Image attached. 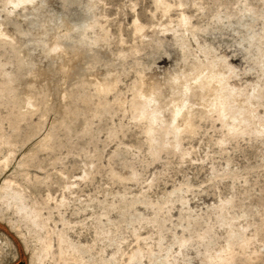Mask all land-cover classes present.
Listing matches in <instances>:
<instances>
[{"label":"rangeland","instance_id":"374dc122","mask_svg":"<svg viewBox=\"0 0 264 264\" xmlns=\"http://www.w3.org/2000/svg\"><path fill=\"white\" fill-rule=\"evenodd\" d=\"M1 1L0 22L19 46L20 57H24L27 62L25 69L22 68L24 74L21 70V78H18V83L16 81V90L21 96L27 86L31 85L33 91L30 93L33 95L46 87L49 91H46L47 102L54 107L50 111L44 110L43 103L37 98L35 112L33 111L35 114L27 115L25 122L21 124V132L19 130L15 135L17 147L16 143L10 147V151L15 152L13 162L10 161L6 169H0V181L11 177L25 189L30 202L33 199L40 204L41 216L49 220L40 232L51 236L53 247L57 246L56 233L62 231L70 241L88 244L92 249L90 255L95 260L114 256L113 264L118 258L116 264H126V258L129 257L126 255H130L135 246H139L137 248L143 249L141 264H149L150 248L156 256L170 252L169 255H159L162 264H202L201 256L205 252H213L210 250L215 251L225 242L226 227L219 224V219L220 206L226 204L227 215L233 219L235 227L245 228L246 231L242 230L251 240L245 251L238 248V245L236 249L234 246L233 250H238L237 253L234 251L238 254L233 260L234 264H264V136L242 134L238 137L225 136L222 140L221 136L226 134V128L222 127L223 131L218 120L200 117L196 110L194 113L197 116L192 118L195 125L193 127L196 128H193V134L184 132L180 146L173 148L174 151L163 149L153 155L146 142L147 136L141 130L144 121L134 119L132 109L129 110L132 108V86L139 77L144 78L143 88H147V83L154 80L165 87L169 76L183 67L188 69L190 62L196 59L205 63L208 58L218 59L223 55L234 67L235 73H232L230 81L240 87L246 86L248 92H251L253 85H262L261 88H264V63L260 62L258 54L264 49V0H167L171 8L166 13L157 10L152 0H35L33 5L29 3V7H24L25 10L21 5L19 8ZM245 4L252 12L244 11ZM183 11L189 18V29L194 33L180 28L178 16ZM94 19L93 29L89 26L84 30L82 26L90 21L94 22ZM135 20L146 27L141 33L148 35L138 32V36L134 31ZM75 25L77 29L74 28ZM171 28L173 31L177 30L179 35ZM103 32L105 36L93 43L95 36ZM63 34L69 37L66 36L65 39ZM176 35L178 38L181 36L184 47L180 46ZM57 38L62 43V49L54 53L50 51V46ZM8 45L0 42V66L12 70L16 67V57ZM133 47L137 48L134 50ZM204 47L208 49L204 50ZM94 53L97 54V59H93ZM62 70H65L64 74ZM110 76L115 77L117 86L114 85L104 95V100L99 96L95 98L92 79L101 81ZM71 88L74 93L72 91L73 96L69 97L68 90ZM167 91L165 93L169 95ZM84 93L87 97L90 95L89 99ZM165 93L164 98L167 100L169 96ZM118 94L121 95L120 98ZM96 99H99L100 104ZM70 101L73 103H70L72 112L70 110V115L67 113L69 118L66 114L65 120L72 122L70 131H66L65 122L62 123L65 126L61 124V109ZM91 102L97 107L91 106ZM118 103L120 106L122 104L119 108ZM74 104L77 111L73 110L76 109ZM258 106L259 113L264 114V106ZM199 107H202L201 104ZM5 112V107L0 106V114L4 115ZM72 113H75L73 117ZM215 121L216 123H212ZM1 126L8 130L7 120H3ZM34 127L35 130L40 129L36 130L38 133ZM47 131H51V136L53 135L52 150L38 149L29 165H25V168L18 165L20 156L43 138ZM27 140L29 141L26 143ZM4 149L0 156L7 152ZM176 150L180 152L177 153ZM24 171L28 172L29 178ZM83 171L88 172L87 176ZM131 172L135 174L133 178ZM179 185H182V189ZM61 200L63 204L60 203ZM225 200L231 202L229 206ZM10 208L6 205L2 207L3 217L0 216V264H29L30 248L38 245L37 234L19 222L27 247L29 246L27 248L15 229L8 224L9 221L16 220V215ZM231 214L237 216L232 217ZM132 218L134 220L131 221ZM105 235L108 239H105ZM181 242L180 247L178 245ZM102 249H105L103 256ZM115 249L117 250L114 251ZM115 252H119L118 256ZM86 257L88 258L87 254L85 257L83 255L84 260ZM172 258L175 261H171ZM42 264H52V261L47 258ZM91 264L97 263L94 261Z\"/></svg>","mask_w":264,"mask_h":264},{"label":"bare ground","instance_id":"6f19581e","mask_svg":"<svg viewBox=\"0 0 264 264\" xmlns=\"http://www.w3.org/2000/svg\"><path fill=\"white\" fill-rule=\"evenodd\" d=\"M40 1V0H39ZM154 1L155 7H157V10L159 9L161 12H168L170 7V3L167 0H152V2ZM180 2V0H178ZM177 1V2H178ZM185 1V0H184ZM181 1V2H184ZM245 1V0H243ZM3 4H12L14 6H19L21 5V7H23V9L25 10V8L28 6L29 7V3H31L33 5V2H35V0H2L1 1ZM174 2V1H173ZM180 5H182V3H179ZM221 2V1H220ZM225 2V1H224ZM186 3V2H185ZM195 3V2H194ZM227 3V2H226ZM225 3V4H226ZM2 4V5H3ZM30 4V5H31ZM90 4V3H89ZM87 4V5H89ZM94 4V2H93ZM173 4V3H172ZM171 4V6H172ZM177 4V3H176ZM177 4V5H178ZM199 4V3H198ZM222 4V2H221ZM31 5V6H32ZM37 4H35L36 6ZM133 5V4H132ZM13 6V7H14ZM90 6V5H89ZM94 6V5H92ZM179 6V5H178ZM184 6V4H183ZM225 6V5H224ZM227 6V5H226ZM246 6V4H245ZM250 6V5H249ZM4 7V6H3ZM5 7H8L7 5ZM10 7V6H9ZM25 7V8H24ZM33 7V6H32ZM180 7V6H179ZM2 8V7H1ZM20 8V6H19ZM153 8V7H152ZM174 8V7H173ZM185 8V7H184ZM243 8V7H241ZM3 9V8H2ZM15 9V8H14ZM133 9V8H132ZM180 9V8H178ZM238 9V8H237ZM244 9V8H243ZM8 10V9H7ZM226 10V9H225ZM228 10V9H227ZM226 10V11H227ZM247 10H250L252 12L251 8H247V6L245 7V12ZM258 10V9H257ZM135 11V9H134ZM179 11V10H178ZM233 10H231L232 12ZM238 11V10H237ZM241 11V9L239 10ZM238 11V14H239ZM243 11V10H242ZM243 11V12H244ZM256 11V9H255ZM9 11H7L8 13ZM229 12V11H228ZM242 12V13H243ZM20 13V12H19ZM18 13V14H19ZM154 13V12H153ZM157 13V12H156ZM163 13V14H164ZM237 13V12H236ZM241 13V12H240ZM257 13V12H256ZM259 13V12H258ZM257 13V14H258ZM11 14V13H10ZM152 14V13H151ZM216 14V13H215ZM228 14V13H227ZM231 14V13H230ZM253 14H254V10H253ZM261 14V13H260ZM217 15V14H216ZM215 15V17H216ZM225 15V14H224ZM229 15V14H228ZM233 14H231L232 16ZM262 15V14H261ZM24 16V15H23ZM154 16V15H153ZM241 16V14H240ZM259 16V15H258ZM7 17V16H6ZM10 17V16H9ZM136 17V16H135ZM180 19V25L182 28V30L187 31V29H189L190 27V23H189V18L188 16L185 14V12H181L180 16H178ZM218 17V15H217ZM216 17V18H217ZM226 17V16H225ZM224 17V18H225ZM230 17V16H229ZM228 17V19H229ZM221 19V17H219ZM232 18V17H231ZM264 18V17H262ZM134 19V18H133ZM132 19V20H133ZM136 19V18H135ZM215 19V18H214ZM219 19V21H220ZM226 19V18H225ZM239 19V18H238ZM139 20V19H138ZM218 20V18H217ZM177 21V20H176ZM230 21V20H229ZM92 22V23H91ZM179 22V21H178ZM91 23V24H90ZM93 23H95V19L94 22L90 21L89 23H85L83 29L85 30V28L87 27H91L93 29ZM134 24V28L136 31V33L138 34V32L141 33V31H143V29H146V27L144 25H142L140 22L136 21L133 22ZM81 25V24H80ZM79 25V26H80ZM83 25V24H82ZM97 25V23L95 24ZM147 25V24H146ZM76 26V25H75ZM74 28L77 29V26ZM101 26V25H99ZM161 26V25H159ZM165 26V25H164ZM173 26V25H172ZM179 25L177 24V27ZM6 27V26H5ZM102 27V26H101ZM133 27V26H132ZM145 27V28H144ZM231 27V26H230ZM173 28V27H172ZM171 28V29H172ZM179 28V29H180ZM194 28V27H193ZM191 27V29H193ZM198 28V27H197ZM80 29V28H79ZM161 29V28H160ZM167 29V28H166ZM165 29V30H166ZM169 29V28H168ZM195 29V28H194ZM87 30V29H86ZM95 30V29H94ZM100 30H103L100 28ZM155 30V28H154ZM164 30V31H165ZM170 30V29H169ZM168 30V31H169ZM181 30V29H180ZM190 30V29H189ZM196 30V29H195ZM200 30V29H199ZM82 31V30H81ZM107 31V30H106ZM171 31V30H170ZM173 31V29H172ZM175 31L177 32V30H174L173 32L175 33ZM192 31V30H190ZM98 32V31H97ZM193 32V31H192ZM139 33V34H140ZM194 33V32H193ZM196 33V32H195ZM69 34V33H68ZM86 34V33H85ZM107 34V33H105ZM138 34V36H139ZM142 35H144V33H141ZM175 34H178L175 33ZM174 34V35H175ZM65 35V39L66 38V34ZM141 35V37H142ZM148 35V34H145ZM144 35V36H145ZM179 35V34H178ZM178 35H176L177 39L180 40V46L184 47V41L183 39L181 40L180 37L178 38ZM258 35V34H257ZM60 36V35H59ZM62 36V35H61ZM104 32L103 33H98L97 36H95V38L93 39V43H97L96 41L99 40V38L101 39V37H104ZM143 36V37H144ZM173 36V35H172ZM253 36V35H252ZM64 37V36H63ZM69 37V35L67 36ZM174 37V36H173ZM60 38V37H58ZM54 39L52 41L51 44V49L50 51H54L58 52L60 51V49H62L61 45L62 43L59 41V39ZM196 38V36H195ZM194 38V39H195ZM258 38V37H257ZM104 40L106 38H103ZM102 39V41H104ZM140 39V38H139ZM185 39V38H184ZM176 40V39H175ZM256 40V39H255ZM62 41V40H61ZM100 41V40H99ZM0 42L9 44L11 46V48L13 49L14 53H15V57H16V67H14V69L12 70H6L3 67L0 66V106H4L6 112L4 113V115L0 114V153L2 152V150L4 148H6L7 152L5 154H3L2 156H0V169H6V167L10 164V161H12V157L14 156L13 151H10V147L12 145H14L16 143V136L21 128V124L23 122H25L24 120L26 119L27 115H29L30 113L32 114L33 111L35 112L34 108H35V103L37 101V98L39 97L40 101L43 103L44 106H42L43 108H45L44 110H48L50 111L52 109V106L47 102V94L46 93V87L41 88L39 90V92L37 93H33V95H31L33 90L31 89V85H28L26 88V91L28 92H24V94H22L21 96L18 94L16 88V81L18 80V78L22 75L21 73L24 74V71L22 70V68L25 67V63L26 59H24V57H20L22 56L21 54L19 55L20 51L18 49L19 46L16 45L14 38L9 35L6 31V29L2 26V23L0 22ZM48 42V41H47ZM258 42V41H257ZM197 43V42H196ZM248 43V42H247ZM252 43V41H251ZM49 44V45H50ZM257 44V43H256ZM8 45V46H9ZM47 46V45H46ZM135 46V45H132ZM187 46V45H186ZM252 46V45H251ZM132 48V47H131ZM134 48V47H133ZM137 48V47H135ZM134 48V50H135ZM208 49L204 47V50ZM46 50V49H45ZM49 50V49H48ZM131 50V49H130ZM184 50V49H181ZM202 50V48H201ZM260 50V49H259ZM137 51V50H136ZM135 51V53H136ZM133 52V51H131ZM130 52V53H131ZM206 53L208 51H205ZM212 52V51H211ZM50 53V52H49ZM210 54V52H208ZM93 54V53H92ZM257 54V53H256ZM260 55V62L264 63V49H262L259 53ZM122 55V53H121ZM120 55V56H121ZM125 55V54H124ZM185 55V54H184ZM202 55V54H201ZM204 55L206 56L207 54L204 53ZM213 55V54H212ZM211 55V56H212ZM194 56V55H193ZM204 56V58H205ZM210 56V55H209ZM216 56V55H215ZM258 56V55H257ZM124 57V56H123ZM218 57V56H216ZM223 57V55H222ZM221 56L218 59H209L207 56L206 58H208L206 60L205 63H202L201 61H197L193 60L190 62V65H188V69H183L181 68V70L179 69L178 72L173 73L171 76H169V78L167 79V82L164 84L165 87H162V83L160 84L159 81H151L148 84L147 88H143V85L145 83L144 78L143 77H139V79L133 84V89H132V96H131V106L130 107V111L132 109V116L134 117V119L136 118L137 120H143L144 121V125H143V130L144 133L146 134V138L148 139V144H149V148L150 151L153 155H156L160 150L162 151L163 149H166V151L173 149L175 147H178L179 143H180V139H181V135H185L183 134L184 132H191L193 134L194 130H193V125L194 123L192 122V118L195 115V111L197 110V114L199 113L200 117L203 118H210V119H215L218 120V122H220V126L222 129V127L226 128V134H222L225 136H229V137H238L239 135L242 134H251L256 136L262 135L264 136V114H260L259 111L257 110V106L258 105H262L264 106V88H261V86L259 85H253V88L251 90V92L246 91V86L244 87H240L236 84H234L232 81H230V77L231 75H233L232 73L234 72V67L227 61L225 60V56L222 58ZM93 58V55H92ZM184 58V56H183ZM93 59H97V54L94 53V58ZM185 60V59H184ZM187 60V59H186ZM2 63V61L0 62ZM185 63V62H184ZM4 64V63H3ZM260 66V64H259ZM6 67V66H5ZM187 68V67H186ZM25 69V68H24ZM21 70L23 72H21ZM21 72V73H20ZM62 73H65V70H62ZM235 73V72H234ZM264 73V72H262ZM21 74V75H20ZM140 75V73L138 74ZM87 76V75H86ZM108 76V75H107ZM141 76V75H140ZM85 77V76H84ZM21 78V77H20ZM26 78V77H25ZM83 78V77H81ZM80 79V78H79ZM78 79V80H79ZM85 79V78H84ZM91 79V78H90ZM102 79V78H100ZM99 79V80H100ZM137 79V78H136ZM261 79V78H260ZM21 80V79H20ZM82 80V79H81ZM80 80V81H81ZM94 80L93 85H94V90H95V98H98V96L100 98H104V95L106 93H108L113 87L114 85H116L115 83L117 81H115V77L114 76H110V78H105L102 79L101 81H97L95 78L92 79ZM78 81V82H80ZM89 82V83H90ZM18 83V81H17ZM261 83V82H260ZM91 84V83H90ZM132 84V83H131ZM254 84V83H253ZM92 85V84H91ZM45 86V85H44ZM77 86V85H76ZM117 86V85H116ZM115 86V87H116ZM33 87V86H32ZM38 87V86H37ZM70 88V87H69ZM73 88V87H72ZM72 88L68 90V95L69 97H72ZM92 88V87H91ZM248 88V87H247ZM76 89V88H75ZM74 89V90H75ZM115 89V88H114ZM262 89V90H261ZM21 90V89H20ZM77 90V89H76ZM93 90V91H94ZM168 90V93H165V91ZM55 91V90H54ZM57 91V90H56ZM65 91V90H64ZM81 90H79L80 92ZM86 91V90H85ZM84 91V92H85ZM49 92V91H47ZM76 92V91H75ZM78 92V91H77ZM83 92V90H82ZM89 92V91H88ZM114 92V90H113ZM116 92V91H115ZM74 93V91H73ZM81 93V92H80ZM164 93L167 94L168 99L165 100L164 98ZM59 94V93H58ZM64 94V93H63ZM85 94V93H84ZM83 94V95H84ZM87 94V91H86ZM85 94V95H86ZM90 94V93H89ZM66 95V94H65ZM82 95V96H83ZM93 95V94H92ZM108 95V94H107ZM120 94H118L117 96H119ZM63 96V95H62ZM81 96V95H80ZM90 96V95H89ZM88 96V97H89ZM116 96V95H115ZM121 96V95H120ZM119 96V98H120ZM66 97V98H69ZM87 97V95H86ZM85 97V98H86ZM87 97V98H88ZM65 98V96H64ZM86 98V99H87ZM93 98V99H95ZM106 98V97H105ZM104 98V99H105ZM116 98V97H114ZM72 98H69V100H71ZM83 100H85L84 98H82ZM89 99V98H88ZM103 99V100H104ZM61 100V99H60ZM68 100V99H65ZM64 100V101H65ZM68 100V101H69ZM91 100V97H90ZM89 100V101H90ZM97 100V99H96ZM99 100V99H98ZM97 100V102H98ZM111 100V99H110ZM114 100V99H113ZM120 100V99H119ZM118 100V101H119ZM123 101V99H121ZM125 100V99H124ZM63 101V102H64ZM129 101V100H128ZM51 102V101H50ZM66 102V101H65ZM100 102V101H99ZM98 102V104H100ZM111 102V101H110ZM115 102V101H114ZM114 102H112V104L114 105ZM120 102V101H119ZM70 103H72L71 101L69 103H65L63 105V109H61V113H63V120L61 121V124L63 122H65L66 131H70L71 129V123L72 120L70 122H67L66 119V114L70 112ZM92 103V102H91ZM103 103H106V101H104ZM117 103V102H116ZM123 103V102H121ZM129 103V102H128ZM53 104V103H52ZM73 104V103H72ZM88 106H90L89 103H87ZM86 104V105H87ZM109 104V103H108ZM107 104V105H108ZM125 104V103H123ZM199 104H201L202 107H199ZM41 105V104H40ZM62 106V103L60 104ZM75 105V104H74ZM73 105V106H74ZM93 105V103L91 104V106ZM105 105V104H103ZM118 108H119V103L117 104ZM129 105V104H127ZM39 106V105H38ZM37 106V107H38ZM87 106V107H88ZM90 106V107H91ZM95 107H97V105H93ZM122 106V104H121ZM120 106V107H121ZM36 107V108H37ZM54 107V106H53ZM72 107V106H71ZM76 107V105H75ZM94 107V108H95ZM99 107V106H98ZM101 107V106H100ZM116 107V106H113ZM259 107V106H258ZM89 108V107H88ZM104 108V106L102 107V109ZM108 108V106H107ZM93 109V108H92ZM123 109V108H122ZM37 110V109H36ZM54 110V109H53ZM74 111H77V107L76 109H73ZM100 110V109H97ZM118 110V109H117ZM125 110V109H124ZM73 111V112H74ZM103 112V110H100V112ZM55 112V111H54ZM72 112V110H71ZM264 112V111H262ZM46 113V111H45ZM94 113V112H93ZM35 114V113H33ZM103 114V113H102ZM43 115V114H42ZM45 115V114H44ZM43 115V116H44ZM70 115V113H69ZM73 115H75V113H72V117ZM131 115V114H130ZM68 116V114H67ZM77 116V115H76ZM131 116V117H132ZM197 116V115H195ZM198 116V119H199ZM29 117H32V115H30ZM71 117V118H72ZM132 117V118H133ZM44 118V117H43ZM41 118V119H43ZM69 118V116H68ZM31 118H29L28 121H30ZM133 119V121H134ZM195 119V117H194ZM3 120H7L9 127L8 130H5L3 128V126H1V122ZM45 120V119H43ZM26 121V122H28ZM69 121V120H68ZM142 121V122H143ZM204 121V120H202ZM210 121V120H209ZM213 121V120H211ZM37 122V121H36ZM137 122V121H136ZM141 122V123H142ZM40 123H42L40 121ZM37 123V124H40ZM140 123V121H139ZM196 123V122H195ZM212 123H216L212 122ZM4 124V123H3ZM31 124V123H30ZM36 124V125H37ZM219 124V123H218ZM32 125V124H31ZM63 126H65L64 124H62ZM85 125V124H84ZM142 125V124H141ZM5 126V125H4ZM30 126V125H29ZM38 127H40L39 125H37ZM53 126V125H52ZM195 126V125H194ZM32 127V126H31ZM37 127V128H38ZM86 127V125H85ZM36 127H34L35 130ZM215 128V127H214ZM31 129V128H30ZM50 129V128H49ZM54 129V128H53ZM196 129V128H194ZM37 130V129H36ZM35 130V131H36ZM40 130V129H38ZM37 130V131H38ZM52 130V128H51ZM223 130V129H222ZM25 131V130H24ZM31 131V130H30ZM33 131V130H32ZM36 131V132H37ZM193 131V132H192ZM224 131V130H223ZM21 132V130H20ZM26 132V131H25ZM34 132V133H36ZM51 132V131H50ZM49 131H47V133L45 134V136L43 138H40V140L34 144H32V147H30V149L28 151H26V153H24L22 156H20L19 160H18V165L20 166H24L25 165H29V163H31L33 161V158L35 157L37 150L41 148H46L44 150H47V148H51L52 150V136L51 133ZM17 133V134H16ZM38 133V132H37ZM20 134V133H19ZM53 134V133H52ZM190 134V133H188ZM23 135V133H22ZM31 135V133H30ZM29 135V137H30ZM33 135V134H32ZM144 135V134H143ZM18 137V136H17ZM23 137V136H22ZM27 139H28V135H26ZM33 137V136H31ZM36 137V135H35ZM261 137V136H260ZM19 138V137H18ZM17 138V139H18ZM220 138V139H221ZM227 138V137H226ZM259 138V137H258ZM224 138H222L223 140ZM229 139V138H228ZM24 140V139H23ZM26 140V138H25ZM51 140V142H50ZM219 140V139H218ZM226 140V139H225ZM29 140L26 141V143ZM24 142V141H23ZM218 142V141H217ZM223 142V141H222ZM225 143V142H224ZM19 144V143H18ZM22 144V143H20ZM221 144V141L220 143ZM223 145V144H222ZM54 146V144H53ZM180 146V145H179ZM221 146V145H220ZM17 147V143L16 146ZM14 147V148H15ZM148 147V146H147ZM54 148V147H53ZM148 148V149H149ZM13 149V148H12ZM168 149V150H167ZM178 149V148H176ZM186 149V148H185ZM5 150V149H4ZM50 150V149H49ZM174 151V149H173ZM183 151V150H182ZM181 151V152H182ZM190 151V150H189ZM176 152H180L177 151ZM4 153V152H3ZM115 153V152H114ZM172 153V152H171ZM174 153V152H173ZM184 153V152H183ZM190 154V153H189ZM188 154V155H189ZM183 155V154H182ZM187 156V155H186ZM13 162V161H12ZM11 162V163H12ZM1 171V170H0ZM4 171V170H3ZM2 172V171H1ZM25 172V171H24ZM84 173V171H83ZM88 173V172H87ZM86 172L84 173L85 175L87 174ZM132 173V172H131ZM134 173H132V178L134 177ZM25 176L28 177V172H25ZM47 176V175H46ZM45 176V177H46ZM87 176V175H86ZM35 177V176H34ZM82 177V176H81ZM116 177H120L117 176ZM29 178V177H28ZM39 178V177H38ZM38 178H35L36 180ZM84 178V177H83ZM87 178V177H86ZM131 178V177H130ZM76 179V178H75ZM80 179V178H79ZM43 180V179H42ZM45 180V178H44ZM38 181V180H37ZM71 182V181H70ZM74 182V181H73ZM70 185V184H69ZM185 185V184H184ZM68 186V185H67ZM180 186V185H179ZM182 186V185H181ZM180 186V187H181ZM72 188V187H71ZM182 189V187H181ZM25 190V189H24ZM23 190V188L19 185V183H17L14 179H11V177H5L3 178L2 181H0V216L3 215L2 213V207H4L6 205V207H11L14 214L16 215V220L14 219V221H9L8 224L11 228L15 229V233H17L19 235V238H21V241H24L26 247H27V242L24 236V233L21 232L20 230V223H23V225L29 229L34 231L37 235H36V243L38 244L37 246H35L34 248H30V256H29V264H42L44 262V260L47 258H49L52 261V264H91L94 261H96L97 264H113V257H109L108 259H104V258H99L95 260V258L91 257L90 254H92L90 252V249L86 244L81 245L80 243H74L72 241L69 240V238H67L65 236L66 233L59 231L56 233L55 236H57V246L53 247L52 245V240H51V236H48L46 233H41L42 230L45 227V223H47L46 217H43V215L41 216V211H40V207L38 205L37 202H34L32 199V202H30L28 200V196L26 195L27 193ZM71 190V189H70ZM174 190V189H173ZM27 191V190H26ZM178 191V190H177ZM173 192V191H171ZM62 199V197H61ZM183 199V197H182ZM65 200V199H64ZM229 200V199H228ZM36 201V200H35ZM138 201H140L138 199ZM149 201V200H147ZM182 201V200H181ZM231 201V200H229ZM60 202V201H59ZM58 202V203H59ZM120 202V201H119ZM133 202V201H129ZM142 202V201H141ZM144 202V201H143ZM186 201H184L185 203ZM227 201L225 200V203ZM57 203V204H58ZM63 204V201L61 200V202ZM125 203V202H124ZM123 203V205H124ZM128 203V204H129ZM151 203V202H150ZM158 203V202H157ZM187 203V202H186ZM221 203V202H220ZM224 203V202H223ZM224 203V204H225ZM228 206L230 205L229 203L231 202H227ZM120 204V203H119ZM132 204V203H131ZM134 204V203H133ZM145 204V203H144ZM148 204V203H147ZM155 206L156 203L154 202ZM159 204V203H158ZM222 204V203H221ZM122 205V206H123ZM146 205V204H145ZM144 205V206H145ZM188 205V204H187ZM226 205V204H225ZM225 205H221L220 206V222L221 226H225L226 227V238H225V242L222 246H220L218 249L214 250H210L213 252H205V254L201 257H203L201 263L202 264H234V259L235 257L238 255L236 254L238 250H233L234 246L238 245V248H242L245 251V247H247L248 243L251 241L248 237H246L245 235V228L239 229L237 227H235V225L233 224V219L227 215L226 212V207ZM56 206V204H55ZM62 206V205H59ZM58 206V208H59ZM120 206V207H122ZM154 206V205H153ZM154 206V207H155ZM117 207V206H116ZM127 207V206H126ZM125 207V209H127ZM130 207V206H129ZM133 207V206H132ZM131 207V208H132ZM148 207V206H146ZM159 207V205H158ZM189 207V206H188ZM10 208V209H11ZM57 208V206H56ZM190 208V207H189ZM6 209V208H5ZM9 209V208H8ZM54 209V208H53ZM118 209H120L118 207ZM218 209V208H217ZM188 210V208H187ZM186 210V211H187ZM190 210V209H189ZM219 210V209H218ZM9 212V211H8ZM124 212V211H121ZM188 213V212H187ZM190 214V213H189ZM229 214V213H228ZM219 215V214H218ZM235 215V214H231ZM189 216V215H187ZM237 216V215H235ZM3 217V216H2ZM142 217V214H141ZM190 217V216H189ZM234 217V216H232ZM1 218V217H0ZM140 218V216H139ZM138 218V219H139ZM156 218V217H155ZM192 218V217H191ZM100 219V218H99ZM134 219H137L134 218ZM133 218L131 219L134 220ZM142 220V218H140ZM195 219V217L193 218ZM236 219V217H235ZM234 219V220H235ZM1 220V219H0ZM62 220V219H61ZM144 220V217H143ZM152 220V219H151ZM157 220V218H156ZM159 220V219H158ZM197 220V219H196ZM218 220V221H219ZM64 221V220H63ZM155 221V220H154ZM160 221V220H159ZM157 221V222H159ZM162 221V220H161ZM65 222V221H64ZM195 222V221H194ZM66 223V222H65ZM62 224V223H61ZM155 224V222H154ZM197 224V222L195 223ZM47 225V224H46ZM68 225V224H67ZM98 225V223H97ZM100 225V224H99ZM157 225V224H156ZM66 226V225H65ZM104 226V225H103ZM162 226V225H161ZM164 226V225H163ZM182 226V224H181ZM240 226V225H239ZM62 227V226H61ZM100 227V226H99ZM185 227V226H184ZM188 227V226H187ZM67 228V227H66ZM98 228V227H96ZM103 228V227H102ZM248 228V227H247ZM54 230V228H52ZM62 229V228H61ZM99 229V228H98ZM59 230V229H58ZM182 230H184V228H182ZM185 230H187L185 228ZM41 231V232H40ZM55 231V230H54ZM54 231L52 232L54 235ZM98 231V230H97ZM97 231H95L97 233ZM100 231V230H99ZM98 231V232H99ZM104 232V231H103ZM109 232V231H108ZM159 232V231H158ZM255 232V231H253ZM258 232V231H256ZM99 234V233H98ZM98 234H96L97 236H99ZM103 235V233H101ZM107 234V233H106ZM173 234V233H172ZM175 234V232H174ZM256 234V233H255ZM255 234H253L255 236ZM51 235V234H49ZM176 235V234H175ZM178 235V234H177ZM106 236V237H105ZM105 239L107 238V235H105ZM183 236V235H182ZM258 236V235H257ZM101 237V236H100ZM103 237V236H102ZM110 237V236H109ZM187 237V236H185ZM160 238H163L162 236ZM180 238V237H179ZM178 238V239H179ZM54 239V240H56ZM104 239V238H102ZM252 239V238H251ZM101 240V238H100ZM160 241V239H158ZM182 241V239H180ZM186 240V238H185ZM253 240V239H252ZM173 241V240H172ZM187 241V240H186ZM189 241V240H188ZM174 242V241H173ZM175 242H176V238H175ZM179 242V241H178ZM183 242V241H182ZM179 244L178 246L182 245ZM157 244H160L157 242ZM177 244V243H176ZM186 244V242L184 243ZM250 244V243H249ZM102 245V244H101ZM100 245V246H101ZM91 246V245H90ZM160 246V245H159ZM29 247V246H28ZM27 247V248H28ZM105 247V246H104ZM136 248L131 251L130 255H126L129 256L128 261L126 264H141L140 258L141 256H143V249L141 250L140 248H137L139 246H135ZM181 247V246H180ZM184 247V246H183ZM55 248V249H54ZM148 248V247H147ZM237 248V246L235 247V249ZM240 248V249H241ZM118 249V247H117ZM117 249H115L114 251H116ZM152 250V248H150ZM150 249L148 250V259H149V264H162V261H160L159 259V254L158 256L154 255ZM180 249V248H179ZM241 249V250H242ZM28 250V249H27ZM101 250V249H100ZM99 250V251H100ZM105 249H102V256H103V251ZM121 250V249H120ZM113 251V252H114ZM154 251V250H153ZM236 253H235V252ZM243 251V252H244ZM253 251V250H252ZM98 252V251H97ZM100 252V253H101ZM112 252V253H113ZM120 252V251H119ZM117 252V253H119ZM146 252V251H145ZM167 252V251H166ZM164 252L163 254L165 255ZM116 253V252H115ZM114 253V254H115ZM116 253V254H117ZM170 253V252H168ZM168 253H166L167 255H169ZM239 253V252H238ZM240 253H242L240 251ZM85 254L88 255V258L86 260H84L83 255L85 257ZM98 254V253H97ZM96 254V255H97ZM115 254V255H116ZM123 254V253H122ZM120 254V255H122ZM157 254V253H156ZM161 254V256L163 255ZM95 255V256H96ZM112 255V254H111ZM166 255V256H167ZM243 255V254H242ZM14 256V255H13ZM94 256V257H95ZM98 256V255H97ZM118 256V254H117ZM146 256H147V252H146ZM116 258V256H115ZM163 258V257H162ZM166 259V257H164ZM171 258V256H170ZM169 258V259H170ZM119 259V258H118ZM117 259V260H118ZM164 259V260H165ZM115 264H116V261ZM174 259L172 258L171 261H173ZM124 261V260H123ZM168 261V260H167ZM175 261V260H174ZM119 263V262H118ZM122 263V261H121ZM143 263V262H142ZM176 263V262H175ZM173 263V264H175ZM120 264V263H119ZM164 264V263H163ZM168 264V263H166ZM172 264V263H171Z\"/></svg>","mask_w":264,"mask_h":264},{"label":"water","instance_id":"95a60500","mask_svg":"<svg viewBox=\"0 0 264 264\" xmlns=\"http://www.w3.org/2000/svg\"><path fill=\"white\" fill-rule=\"evenodd\" d=\"M17 264H20V263H17Z\"/></svg>","mask_w":264,"mask_h":264}]
</instances>
